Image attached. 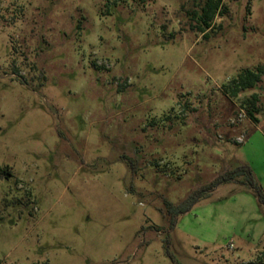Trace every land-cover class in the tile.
<instances>
[{
    "label": "rangeland",
    "instance_id": "rangeland-1",
    "mask_svg": "<svg viewBox=\"0 0 264 264\" xmlns=\"http://www.w3.org/2000/svg\"><path fill=\"white\" fill-rule=\"evenodd\" d=\"M0 0L2 264H256L264 207V0ZM260 95L255 119L242 100Z\"/></svg>",
    "mask_w": 264,
    "mask_h": 264
},
{
    "label": "trees",
    "instance_id": "trees-1",
    "mask_svg": "<svg viewBox=\"0 0 264 264\" xmlns=\"http://www.w3.org/2000/svg\"><path fill=\"white\" fill-rule=\"evenodd\" d=\"M223 1L224 0H208L205 5L201 7L200 12L196 11L193 13V18L197 22L196 27L198 31L203 34V37H207L209 30L213 28V22L216 16L218 14H224V12H222ZM263 75V68L242 71L232 82V96L238 98L240 93L257 88L258 84L262 81ZM241 102L249 117L255 119V114L258 112V106L260 104V95L254 93L251 97ZM231 182L249 186L254 191L259 204L264 207V190L256 180L252 167L248 164H243L232 171L218 176L210 186L201 189L179 204H173L165 200L167 211L172 215L173 225L175 224L177 215L179 213H187L191 207L197 203L202 192V194L208 193L222 184ZM0 264H2L1 261ZM256 264H264V250L257 256Z\"/></svg>",
    "mask_w": 264,
    "mask_h": 264
}]
</instances>
